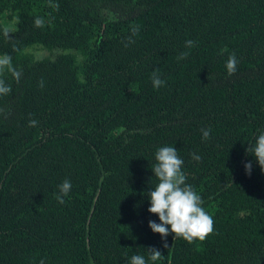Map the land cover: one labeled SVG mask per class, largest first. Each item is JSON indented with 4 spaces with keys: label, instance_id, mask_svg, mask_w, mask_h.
<instances>
[{
    "label": "trees",
    "instance_id": "1",
    "mask_svg": "<svg viewBox=\"0 0 264 264\" xmlns=\"http://www.w3.org/2000/svg\"><path fill=\"white\" fill-rule=\"evenodd\" d=\"M4 56L20 75L0 70V264L152 249L153 264H264V169L247 152L264 129V0H0ZM163 145L213 218L202 241L148 226Z\"/></svg>",
    "mask_w": 264,
    "mask_h": 264
},
{
    "label": "clouds",
    "instance_id": "2",
    "mask_svg": "<svg viewBox=\"0 0 264 264\" xmlns=\"http://www.w3.org/2000/svg\"><path fill=\"white\" fill-rule=\"evenodd\" d=\"M35 23L39 26L42 21L36 19ZM185 43L187 46H191L193 41L187 40ZM185 55V53H181L179 58L183 59ZM236 65L237 58L235 54H232L225 62V68L229 75L236 71ZM5 67L12 72L15 78H19L20 73L12 68L10 58L7 56L0 57V70ZM164 83L165 81L153 72V88H159ZM9 92L10 86L0 80V95ZM210 131V129H201L202 138H208ZM247 152L264 169V129H260L254 134L249 142ZM192 156L196 160L200 159L196 153H193ZM154 159L156 163L151 169L157 182L147 191V198L149 200L148 211L156 214L158 221L150 219L148 221L149 228L154 233H159L162 239H165L169 233H174L175 237H182L189 242L193 239L204 240L213 231V218L202 206L201 196L191 185L185 183L186 176L182 170L184 161L178 155L177 148L172 145L160 146L154 153ZM244 167L250 174L252 162L246 161ZM71 188L70 180H64L59 185L60 192L65 196L69 194ZM160 256L159 250L152 249L147 259L143 255L134 254L128 258V264H153L160 259Z\"/></svg>",
    "mask_w": 264,
    "mask_h": 264
},
{
    "label": "rangeland",
    "instance_id": "3",
    "mask_svg": "<svg viewBox=\"0 0 264 264\" xmlns=\"http://www.w3.org/2000/svg\"><path fill=\"white\" fill-rule=\"evenodd\" d=\"M35 54L37 56H42V55H45V53L43 51H36Z\"/></svg>",
    "mask_w": 264,
    "mask_h": 264
}]
</instances>
